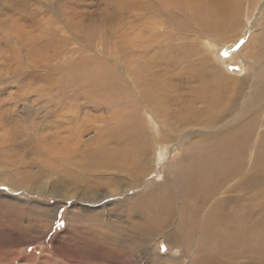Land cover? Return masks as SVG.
<instances>
[{"label":"rangeland","instance_id":"rangeland-1","mask_svg":"<svg viewBox=\"0 0 264 264\" xmlns=\"http://www.w3.org/2000/svg\"><path fill=\"white\" fill-rule=\"evenodd\" d=\"M263 2L244 0L245 33L233 48L212 42L209 51L198 36L190 59L210 72L242 77L237 58L256 34L251 24ZM166 8L162 0H0V264H203L194 247L172 244L177 221L153 235L121 229L127 211L120 206L161 181V170L178 156L175 143L150 144L140 162L149 169L142 182L134 189L122 184L112 197L85 195L72 179H61L88 173L97 135L132 115L150 138L156 135L136 76H154L160 87L156 67L165 66L164 50L187 45L194 35L172 25L178 12ZM256 120L259 133L264 109ZM237 262L260 264L252 254Z\"/></svg>","mask_w":264,"mask_h":264},{"label":"bare ground","instance_id":"bare-ground-1","mask_svg":"<svg viewBox=\"0 0 264 264\" xmlns=\"http://www.w3.org/2000/svg\"><path fill=\"white\" fill-rule=\"evenodd\" d=\"M162 1L172 8L166 9L178 12L172 25L194 35L187 45L164 50L165 66L156 67L163 75L160 87L154 76L148 80L136 76L156 135L150 138L137 118L127 117L114 131L97 135L88 173H64L61 179H72L85 195L112 197L121 186L134 189L142 182L149 169L140 162L151 153L150 144L175 143L178 156L161 170V181L150 182L120 206L125 205L120 211H127V225L121 229L153 235L177 221L178 229L169 232L172 244L183 250L194 247L204 256L203 264H240L237 260L250 254L264 264V130L255 132L258 110L264 109L260 102L264 99V2L251 21L256 34L237 58L244 75L235 79L221 71L210 72L197 58H190L198 36L207 40L209 51L212 42L233 48L242 39L244 0ZM134 213L140 221H133ZM19 258L23 257L12 256L11 261ZM29 260L25 259L27 264L39 261Z\"/></svg>","mask_w":264,"mask_h":264}]
</instances>
